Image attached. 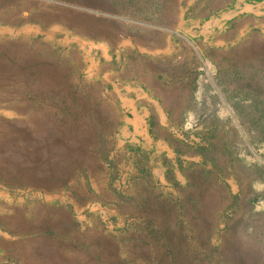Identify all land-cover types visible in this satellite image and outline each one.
I'll return each mask as SVG.
<instances>
[{"label": "rangeland", "instance_id": "rangeland-1", "mask_svg": "<svg viewBox=\"0 0 264 264\" xmlns=\"http://www.w3.org/2000/svg\"><path fill=\"white\" fill-rule=\"evenodd\" d=\"M76 206L92 262L264 264V0H0V215Z\"/></svg>", "mask_w": 264, "mask_h": 264}, {"label": "crops", "instance_id": "crops-1", "mask_svg": "<svg viewBox=\"0 0 264 264\" xmlns=\"http://www.w3.org/2000/svg\"><path fill=\"white\" fill-rule=\"evenodd\" d=\"M107 207L99 203V208L104 210L92 213L94 215L92 225L98 226V232L103 235L106 234L103 222ZM79 209L76 206L75 210L70 211V217H74L76 213L77 220L79 219L82 223L75 225L78 230L73 227L60 230L58 228L60 218L64 217L70 221L74 218L60 216L56 210L39 214L36 212V215L23 210L11 213L4 211L0 215V264H101L98 259L93 262L90 259L95 254V248L89 245L91 238L87 234L89 231L85 230L88 227L85 223L87 218L80 215L83 209ZM87 222L89 225V221ZM70 224L69 226H74L73 222ZM83 240L89 242L84 243ZM76 241H79L78 244L81 247L75 246ZM96 248L99 252L95 254V257L99 258L100 248ZM76 252L77 256L82 252V256L78 257L79 261L76 260Z\"/></svg>", "mask_w": 264, "mask_h": 264}]
</instances>
